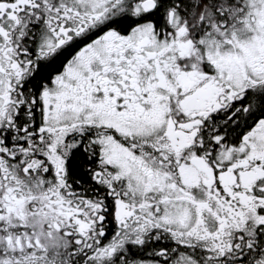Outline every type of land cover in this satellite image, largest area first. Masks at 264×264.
Wrapping results in <instances>:
<instances>
[{
	"label": "snow or ice",
	"instance_id": "snow-or-ice-1",
	"mask_svg": "<svg viewBox=\"0 0 264 264\" xmlns=\"http://www.w3.org/2000/svg\"><path fill=\"white\" fill-rule=\"evenodd\" d=\"M0 264H264V0H0Z\"/></svg>",
	"mask_w": 264,
	"mask_h": 264
}]
</instances>
